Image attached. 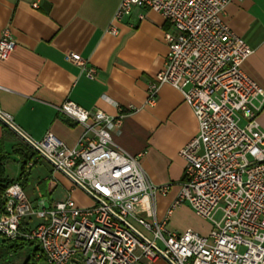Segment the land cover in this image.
<instances>
[{"label": "built area", "instance_id": "built-area-1", "mask_svg": "<svg viewBox=\"0 0 264 264\" xmlns=\"http://www.w3.org/2000/svg\"><path fill=\"white\" fill-rule=\"evenodd\" d=\"M230 1L120 0L114 16L120 21L142 6L170 23L164 31L165 65L149 84L148 102L156 101L161 84L171 83L198 120V133L180 150L185 174L165 216L157 217L155 197L170 184H153L142 153L132 154L113 140L122 114L65 100L59 111L84 126L78 143L69 146L51 130L40 139L29 136L0 107V121L37 153L26 162V173L44 157L54 184L61 172L73 185L68 197L35 204L19 181L11 183L3 195L0 237L33 240L36 256L50 264H135L159 257L170 264H264V129L258 119L264 88L241 67L252 48L222 17ZM109 30L118 33L114 24ZM16 46L7 25L0 60ZM67 58L88 76L96 74L81 55L70 52ZM76 187L93 203L79 204L71 196ZM184 202L211 222L207 233L170 226L174 208Z\"/></svg>", "mask_w": 264, "mask_h": 264}, {"label": "crops", "instance_id": "crops-1", "mask_svg": "<svg viewBox=\"0 0 264 264\" xmlns=\"http://www.w3.org/2000/svg\"><path fill=\"white\" fill-rule=\"evenodd\" d=\"M119 3L0 0V37L10 25L17 42L10 57L0 60V107L29 136L40 139L51 130L69 146L78 143L84 126L59 111L65 100L114 116L122 114L121 126L112 130L113 140L132 154L142 153V166L153 184H170L166 194L159 193L157 217L162 219L184 178L186 160L180 150L198 133L199 124L183 92L171 83L161 84L156 101L148 102L149 84L165 65L168 45L164 31L170 23L158 11L142 6L115 21ZM222 17L251 46L241 67L264 88V0H231ZM111 24L118 33L109 30ZM70 52L81 55L86 67L97 69L94 77L67 58ZM258 119L264 129V108ZM24 142L0 121V144L13 158L5 167L9 177L28 189L26 195L35 204L63 199L55 197L54 191L63 187L69 193L72 182H64L57 172L58 183L54 184L48 161L46 174H38L33 184L32 170L41 159L21 177L19 155L14 150ZM168 263L159 257L135 264Z\"/></svg>", "mask_w": 264, "mask_h": 264}, {"label": "rangeland", "instance_id": "rangeland-1", "mask_svg": "<svg viewBox=\"0 0 264 264\" xmlns=\"http://www.w3.org/2000/svg\"><path fill=\"white\" fill-rule=\"evenodd\" d=\"M26 143V142H25ZM42 162L39 163L33 170H32V175L30 178V181L35 182L37 175L38 174H46L47 169H48V163L47 160L44 157H41ZM60 174V175H59ZM58 176L62 178V180L65 182H68V178L62 173H58ZM22 182H25L24 178L19 179ZM26 183V182H25ZM72 186V183L70 184ZM69 186V187H70ZM68 187V188H69ZM28 189L25 191L27 192ZM53 195L56 197L57 195L62 196V198H66L70 195L63 187L58 188L56 191H54ZM71 196L79 201L81 205H90L93 203L92 198L90 197L89 194H87L85 191H83L80 188H75V191L71 193ZM159 194L156 195L155 197V203L157 207V203L159 202ZM79 203V204H80ZM170 225L172 228L177 229V230H184L188 227H191L193 229H196L198 231H203L206 232L210 226L211 222L208 219H204L203 217L197 215L192 208V206L188 202H184L178 206H176L170 216ZM1 238V237H0ZM37 243H28L24 247V249L21 251L19 255H15L13 257V264H23L26 256L31 257V262L35 264H50L48 263L45 258H38L36 256V248H37ZM3 249V248H2ZM6 250H1L0 253H5ZM170 264V263H168Z\"/></svg>", "mask_w": 264, "mask_h": 264}, {"label": "trees", "instance_id": "trees-1", "mask_svg": "<svg viewBox=\"0 0 264 264\" xmlns=\"http://www.w3.org/2000/svg\"><path fill=\"white\" fill-rule=\"evenodd\" d=\"M15 154L19 155V160H17L21 164V177L26 176V162L35 158L36 152L27 144L22 143L20 146L15 148ZM13 158L11 155L6 152L4 147L0 144V214L4 211L5 200H4V191L5 189L13 182L18 181L11 177L6 172V165L9 163ZM33 240H26V239H10L7 237L0 238V251L6 250L5 253H0V264H13L11 262L15 255H19L21 251L24 249L26 244L33 243ZM3 248V249H2ZM36 248V252H37ZM23 264H35L31 262V257L26 256Z\"/></svg>", "mask_w": 264, "mask_h": 264}]
</instances>
